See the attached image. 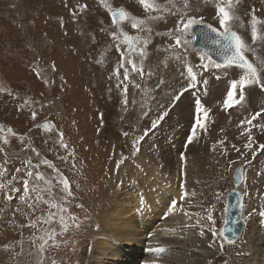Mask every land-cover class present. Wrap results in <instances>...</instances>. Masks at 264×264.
Segmentation results:
<instances>
[{
	"label": "rangeland",
	"instance_id": "obj_1",
	"mask_svg": "<svg viewBox=\"0 0 264 264\" xmlns=\"http://www.w3.org/2000/svg\"><path fill=\"white\" fill-rule=\"evenodd\" d=\"M149 3L0 0V264L117 263L94 258L91 235L126 207L135 186L158 207L142 242L160 264H264V0ZM189 19L198 22L185 28ZM134 20L143 23L133 28ZM194 24L232 30L244 42L260 83L247 84L242 101L247 69L217 67L193 47ZM232 189L241 195L242 229L231 242L222 228ZM172 193L184 196L173 206L177 217L186 212L195 222L159 236L161 222L174 228L163 212ZM116 247L125 264L151 256L135 257L136 244Z\"/></svg>",
	"mask_w": 264,
	"mask_h": 264
},
{
	"label": "bare ground",
	"instance_id": "obj_2",
	"mask_svg": "<svg viewBox=\"0 0 264 264\" xmlns=\"http://www.w3.org/2000/svg\"><path fill=\"white\" fill-rule=\"evenodd\" d=\"M2 130H3V128H2ZM157 181L160 183L162 182L161 179L157 180ZM163 183H165V182H163ZM108 185L109 184L106 181L104 183L103 187L105 189H107ZM162 187H163V184L158 189L156 188V192L159 190L162 191V189H161ZM166 187H168V185ZM183 187L186 188L185 184H183ZM134 188H135L134 189L135 191L133 192L130 200L128 198L129 202L127 201L126 207L122 208V210L117 209L115 212L113 211L110 214L109 220H108L107 224L104 226L105 230H99V229H97L95 231L93 230V234L91 232V234H92L91 236H93V238H94V242H93L94 246H93V250H92L93 254L95 253L94 258H102V256L103 257L108 256L109 259L112 261L118 260L117 263H115V264H125V256L124 255H121V257L117 256V254L119 252H116V250L118 248L116 246L121 245V243H127L129 246L136 244V247L138 249H135L134 247L132 249H130V250H134L133 253L136 254L135 257L140 255L142 252H143V254L147 252L149 255H151L149 258H146L144 261H142V264H144V263H146V264L147 263L148 264H160V261L157 260V257L160 253L159 252L154 253L153 251L155 249L153 251H151V249L149 248L150 246L148 247L147 243L144 244L142 242L147 237V234H148L147 232L151 228L152 221H153V223L156 221V216L154 217L153 213H155V210H157L158 207L156 208L155 206H152V204L148 205V202L145 200V197L143 196V194L140 193L141 188H139L138 186H135ZM180 190H182V189H180ZM134 194L136 195V198H135V196H133ZM168 195H169V191L167 192L166 190H164V192H162V196L156 197V198H159L158 199V201H159L160 199L166 198ZM180 195H181V197H179V195H177V194H173V197H171L173 203H170L171 205L169 204V206L165 205L163 207V212H166L167 216L169 215L167 217V219H169L171 221V223L173 224V225H171V227L173 226L174 228H172L170 231L164 230V227L161 225V223H162L161 222L159 225V228L157 229V230H160L157 232V235H159V236L169 235L170 233H173L177 229L178 224H183V225L189 224V226H190V224L193 223L194 219H192V215L187 214L186 212L177 213L178 217L176 215V210L173 206L175 205V201H177L179 198L184 197L182 195V193H180ZM134 198L136 200H134ZM144 201L150 207V209H152L151 213H148V211L145 208H144V210H142V212L140 211V207L142 206ZM132 202H134L133 207L131 204ZM161 209L159 208V210H161ZM150 217H154V220H151ZM161 217H162V215H161ZM194 222H195V220H194ZM193 225H195V223ZM160 226H162V228H160ZM155 231H153V232H155ZM152 233H149L150 235L148 237H151ZM190 243L193 244L194 239L190 240ZM200 252L202 254L205 253L204 251L203 252L200 251ZM154 254H155V256H153ZM100 260L101 259H99L98 262ZM134 260H131V259L127 260V264H129V263L136 264V262H134ZM179 264H183V262H180Z\"/></svg>",
	"mask_w": 264,
	"mask_h": 264
},
{
	"label": "water",
	"instance_id": "obj_3",
	"mask_svg": "<svg viewBox=\"0 0 264 264\" xmlns=\"http://www.w3.org/2000/svg\"><path fill=\"white\" fill-rule=\"evenodd\" d=\"M112 12H116V10H111V13ZM114 18L121 20L118 16ZM212 29L214 28L206 24L192 25V46L206 52L209 58L219 65L235 64L229 62V57H231L234 52L232 40L230 39L233 31L228 30L226 33L222 34ZM2 131V126L0 124V132ZM240 171L239 168L235 170L233 177L235 184L240 181ZM241 204L240 192L236 189L230 190L226 196V217L222 228V236H224L227 241H235L241 234Z\"/></svg>",
	"mask_w": 264,
	"mask_h": 264
},
{
	"label": "snow or ice",
	"instance_id": "obj_4",
	"mask_svg": "<svg viewBox=\"0 0 264 264\" xmlns=\"http://www.w3.org/2000/svg\"><path fill=\"white\" fill-rule=\"evenodd\" d=\"M139 2L146 9H151L153 7V4L149 3V0H139ZM218 14H219V17H220V19H219L220 26L221 27H225L226 22L230 19L229 13L227 11H225L224 8L221 7V8H218ZM111 15L113 17H117L118 16L122 20L128 18L127 13L125 11H123V10H119V11H116V12H112ZM197 22L198 21L189 19L187 21V23L184 25V27L187 28L191 24L197 23ZM142 23H143V21L134 20L133 23H132V27L133 28H137ZM257 23H258V21L256 20V17L253 15V17H252V37H253V40H255L256 37H257V30H256V24ZM176 30H177V32H179L181 29L180 28H177ZM212 30L215 31V29H212ZM226 31H227V29H226ZM230 39L232 40V46L234 48V52H233V55L231 57H229V62L230 63H235V64L239 65L240 67L247 69L246 75L245 76H242L240 78V80H239V85L241 87L240 100L242 101L244 99V97H243V91H242L243 88L247 84H250V83L259 84L260 81L257 78L256 70L253 68L252 64L249 63L246 60L245 56L243 55V52L246 50L245 49L244 42L241 40V38L235 32H232L231 33ZM124 40H125L126 43H129V44L132 43V37L124 36ZM179 43H180V39L177 36L176 37V44L179 45ZM217 67H219V65H217ZM187 71H188V74L191 76L192 80H195V76L192 75V69L191 68H188ZM125 78H127V75H125ZM235 86H236V82L234 81L233 84H232V87L234 88ZM262 87H264V86H262ZM232 96H233V92L230 89L229 92H228V97H229V100L230 101H231ZM236 102L238 103L239 101H236ZM197 110L198 111L200 110V102L199 101H197ZM32 115H33V119H35V112H33ZM205 115H206V113H205ZM257 115H259V114H257ZM253 119H255V117H253ZM249 123H250V121H249ZM200 127H203V124H201ZM249 140H251V136H249ZM5 143H7V141H5ZM261 148H264V145H261ZM45 163H48V162L45 161ZM17 171H20V169H17ZM28 175L31 176L32 173L29 172ZM24 184H25V186L27 188L28 181L25 180L24 181ZM260 215L261 216H264V211H261L260 212ZM208 218L211 219V216L209 215Z\"/></svg>",
	"mask_w": 264,
	"mask_h": 264
}]
</instances>
